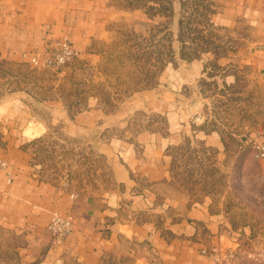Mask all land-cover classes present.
Returning <instances> with one entry per match:
<instances>
[{
    "label": "crops",
    "instance_id": "obj_1",
    "mask_svg": "<svg viewBox=\"0 0 264 264\" xmlns=\"http://www.w3.org/2000/svg\"><path fill=\"white\" fill-rule=\"evenodd\" d=\"M197 1L201 7L195 19L212 21L213 36L214 24L230 33L258 32L264 45V0ZM181 2L172 0L169 15L130 6L128 0H0V62L30 63L36 53L44 55L48 46L65 40L79 58L94 62L98 57L92 48L110 42L122 25L148 35L157 18L173 16L179 33L185 12ZM242 51L245 63L264 73V52L255 57ZM242 51L224 57L217 50L206 52L219 67ZM174 55L157 87L136 90L116 109L97 98L79 110L64 102L29 106L24 92L0 103V164L6 163L0 167V264H225L221 260L228 251L243 247L249 229L233 224L225 202L169 196L174 149L201 144L227 157L221 133L207 130L203 114L206 101L199 85L208 62L201 55L184 59L180 46ZM224 77L223 85L231 88L238 80L235 74ZM142 113L160 117L165 131L152 129L149 121L130 130L131 119ZM51 128L67 139L98 144L110 161L114 188L75 194L41 177L27 147ZM114 128L126 135L110 137ZM255 136L247 130L241 143L248 145ZM257 138L264 142V135ZM54 214L74 222L73 233L61 243L49 230Z\"/></svg>",
    "mask_w": 264,
    "mask_h": 264
},
{
    "label": "rangeland",
    "instance_id": "obj_2",
    "mask_svg": "<svg viewBox=\"0 0 264 264\" xmlns=\"http://www.w3.org/2000/svg\"><path fill=\"white\" fill-rule=\"evenodd\" d=\"M183 2V15L193 21L190 27L200 29L204 39L215 41L221 56L246 49L255 57L264 52L258 32L230 33L213 24L217 34L213 36L209 26L212 21L207 24L204 18L199 20L196 16L195 19L200 10L198 1ZM170 17L157 18L158 24L148 35L135 33L130 26L115 28V37L110 42L92 48L98 57L94 62L77 57L61 69L0 62V103L14 92H24L29 106H35L32 104L37 101L64 102L79 110L96 98L108 109L126 104L136 90L157 87L163 70L161 64L177 56L174 54L180 46L178 27L173 24V16ZM196 34L194 30L189 31L185 40L191 41ZM243 55L244 51L239 54L241 58L232 56L231 64H219L215 74H205L199 85L206 101L203 114L208 121L207 130L221 133L227 157L220 158L201 144L190 143L174 149L169 196L184 200L210 196L217 204L225 202L234 225L246 227L249 233L248 239L241 241L243 247L228 251V260L222 261L264 264V161L257 157L255 149L257 145H264L257 138L264 135V73L255 65L246 64ZM210 56L203 52L200 57L208 62L207 69L212 72L215 68L210 66ZM228 74L238 77L232 88L223 85V78ZM196 116L194 121L198 123L201 117ZM160 120L155 115L137 114L131 119L130 130L149 121V127L164 132L166 128ZM247 130L257 136L244 145L240 135ZM122 135L125 132L116 128L109 133L110 137ZM80 139H67L61 131L51 128L47 134L28 143L32 164L41 177L75 194H101L113 189L115 181L109 159L99 151L98 144L86 145Z\"/></svg>",
    "mask_w": 264,
    "mask_h": 264
},
{
    "label": "built area",
    "instance_id": "obj_3",
    "mask_svg": "<svg viewBox=\"0 0 264 264\" xmlns=\"http://www.w3.org/2000/svg\"><path fill=\"white\" fill-rule=\"evenodd\" d=\"M78 57V52L73 49L68 41H62L55 46H48L44 55L36 53L30 60V64L38 69H61L70 64ZM257 157L264 161V145L255 146ZM0 167L6 168V163L1 162ZM49 230L53 237V241L61 243L67 236L74 231V222L71 216L61 217L54 214L49 224ZM208 254L207 251H204ZM216 251L213 250L211 255L216 256ZM226 255L223 260H228ZM220 262V259H217ZM222 261V260H221ZM227 264V263H226Z\"/></svg>",
    "mask_w": 264,
    "mask_h": 264
},
{
    "label": "trees",
    "instance_id": "obj_4",
    "mask_svg": "<svg viewBox=\"0 0 264 264\" xmlns=\"http://www.w3.org/2000/svg\"><path fill=\"white\" fill-rule=\"evenodd\" d=\"M149 1H151V3L156 4V6L149 5ZM128 3L130 6L147 8V10L151 11L152 13H162V14H169V15L172 14V7H171L172 0H128ZM181 5L184 9L185 3L181 2ZM199 5L201 4L199 3ZM198 7L200 8L201 6H198ZM192 22L193 21H190L184 15H182L180 22H179L180 29H179L178 40L180 42L181 57L187 60L198 58L203 52L209 51L211 49L215 52L216 48H218L216 44L212 41V39L210 40L204 39V37L200 35V32H201L200 30H196L190 27V24ZM192 30L196 31L197 34L192 38L191 41L185 40V38L188 37L187 36L188 32ZM210 33L211 35H213L212 31ZM169 53L170 54L173 53L172 49L169 50ZM164 66L165 64H161L162 69ZM210 66L211 68L213 69L215 68V69L212 72L208 70H205V72L213 76L215 74L216 68H218V65L215 62V63H212Z\"/></svg>",
    "mask_w": 264,
    "mask_h": 264
}]
</instances>
